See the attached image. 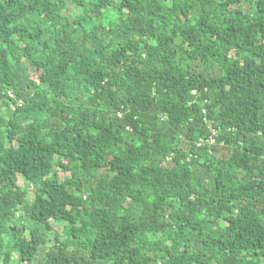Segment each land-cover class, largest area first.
Wrapping results in <instances>:
<instances>
[{
	"label": "trees",
	"instance_id": "trees-1",
	"mask_svg": "<svg viewBox=\"0 0 264 264\" xmlns=\"http://www.w3.org/2000/svg\"><path fill=\"white\" fill-rule=\"evenodd\" d=\"M0 264H264V0H0Z\"/></svg>",
	"mask_w": 264,
	"mask_h": 264
},
{
	"label": "rangeland",
	"instance_id": "rangeland-1",
	"mask_svg": "<svg viewBox=\"0 0 264 264\" xmlns=\"http://www.w3.org/2000/svg\"><path fill=\"white\" fill-rule=\"evenodd\" d=\"M20 183H22V182L20 181ZM57 228H58V229H60V226H59V225H57Z\"/></svg>",
	"mask_w": 264,
	"mask_h": 264
}]
</instances>
